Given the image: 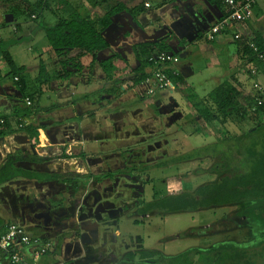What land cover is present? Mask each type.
<instances>
[{
	"label": "rangeland",
	"instance_id": "1",
	"mask_svg": "<svg viewBox=\"0 0 264 264\" xmlns=\"http://www.w3.org/2000/svg\"><path fill=\"white\" fill-rule=\"evenodd\" d=\"M18 1L20 0H14L16 6L19 7L14 9V22L7 27H0V33L3 41L10 43L9 53L16 65L26 69L25 79L29 92L36 93L39 88L35 83L39 61H41L39 57L45 61L49 55L46 53L48 44L39 26L42 24L52 26L58 18L66 17V15L63 11L55 13L44 11L40 15L41 17L31 20L26 12H22L23 2ZM96 1L99 6L93 4L94 0H69V4L72 11L82 16H97L103 14L102 9L105 4L100 5L102 1ZM107 1H109L108 4H113L111 0ZM0 4H2L1 1ZM153 4L155 5V3ZM191 4L192 8H197L200 14L208 11L205 0H194ZM190 7L188 5H184V8L179 7L180 26L174 27L172 24L174 15L171 19L170 14L161 13L159 9L153 10L144 17H139L140 19L137 20L138 24L140 23L139 27L145 29V38L153 37V40H158L162 35H158L152 29L156 30L160 26L169 25L171 29L175 30L177 38L167 40L166 44L175 47L176 50L186 45V50L190 54L181 59L180 65H189L190 74L188 78H183L184 85L159 93L155 97L156 99L153 97L154 100L150 99L152 97H143L144 100H139L141 97L131 84L134 70L138 66L131 46L144 38L134 35L132 40L127 39L120 42L106 38L110 41V48L95 57L97 62L92 65H90L91 58H85L82 64L83 71L81 70L73 76L77 80L76 86L70 88L67 99L59 100L52 88H39L37 108L40 111L60 101V104L81 103L82 107L87 109L82 112L91 114L104 103V105L110 106L109 113L114 114L112 119L116 123L115 126L112 125L110 118L105 123L103 122L106 136H102L108 146L104 151L101 150L106 152V155L112 154L113 156L106 157L103 162L91 163V172L88 174L83 172L86 175L82 177L72 172L75 180L65 183L66 186L59 190V192L63 191L60 193V197L54 198V201L60 199L58 202L60 210L67 207L74 208L79 204L81 207L79 220L93 219L98 225L100 224L99 234H108L109 236L108 239L102 241V247H107L112 252H107V258L99 263L94 251L85 250V253H80L77 247L80 243L79 240L69 241L71 233H65L66 238L61 241V244L67 260L75 255L78 257L83 254L75 263L109 264V257L113 254L116 258L115 262L118 264H175V256L190 248L205 249L225 239L239 241L244 236L253 234V227L234 217V208L180 215H152L145 218L136 215V210L141 207L142 202L166 195L180 194L182 188L192 192L204 183L234 173L235 167L233 165L227 167L225 160L222 159L225 154L231 155L232 160L240 158L239 153L232 149L230 144L234 142L230 138L240 136L250 128L264 123V116H254L250 112L249 97L251 95L249 93L252 80L248 78L245 83H242L237 79L235 83L233 82L231 73H233L236 61L235 44L232 42L231 35L228 36V40L231 39V42L222 43L224 38L219 35L218 42L209 43L205 39V34H200L191 42V45L189 44L196 36V32L205 27L194 29L195 25L192 23L195 22V19ZM257 8L256 12L253 10L252 18L262 17V15L264 18V0H257ZM6 11L7 8L0 7L1 20L4 19ZM119 19L115 20L117 27L123 28L126 21L131 22L126 16L124 20L119 21ZM16 25L19 26V29L13 34L11 30ZM131 26L135 27L133 24ZM262 26H264V19ZM126 31L130 32L128 26L118 32L114 30V33L120 34L124 38L123 33ZM32 36L36 37L35 40L31 38ZM181 38H183L182 41L178 42L177 39ZM116 54L124 61L126 67L120 69L118 62L113 59L114 71L111 81L98 80V78L103 79L102 76L105 74L100 62L112 59ZM55 64H50V66ZM70 64L73 65V63ZM1 70L3 76L0 84L2 85L8 81L3 78L7 70L4 66ZM84 77L89 79V82L84 80ZM227 78L228 83L236 85L238 90L232 113L224 122L218 120L206 125L197 110L200 108L214 109V101L209 95ZM258 81L264 88V76H261ZM101 89L102 92H100ZM188 89L193 94L187 91ZM102 93L106 95V98H103L105 95ZM193 95L195 98L189 97H193ZM171 100H174L178 107L169 108L167 105ZM115 107L119 109L115 110ZM8 112L0 107V115ZM43 117L54 118V114L46 112ZM80 117H86V115ZM80 117H78L79 120H75L76 124L82 119ZM86 118L83 125L88 123L94 128L91 131L93 135H90L94 138V133L100 132L97 128H102V126L97 124L94 118ZM118 127H120V131H118ZM109 130H115L113 132L117 131L119 134L115 137L114 134L110 135ZM82 141H84V145L80 146V149L90 154L98 149V145H93L92 139L82 138ZM1 147L0 144V149L3 148ZM12 147H14L13 144L8 145L10 151ZM80 149L75 147L73 156L79 154ZM2 151L6 152V149L3 148ZM221 166L226 167L222 168ZM82 171L80 170L81 173ZM108 173L111 178L101 180L100 175ZM91 177H93V185ZM97 183H102L100 189L99 185H96ZM47 193V186L36 188L25 183L24 180H14L0 186L2 228L7 223L20 225L18 220L9 214L11 208L16 211L26 202H41ZM47 201L48 198L45 199V202ZM4 206H7L8 210H5ZM225 216L227 218H224ZM105 221L110 223L104 224ZM104 227L107 228L104 229ZM26 233L31 237L48 239L44 236L47 234L40 230L36 232L34 229L27 228ZM51 236L48 235V237ZM54 240L57 241V239ZM123 248H127V250L124 251ZM142 250L157 251V256L154 257L155 263L141 261L139 255ZM130 254L135 255L134 262H125L128 256L130 259ZM45 257L51 256L45 255ZM172 258L174 260L170 261ZM122 261L123 263H121ZM258 262L262 263L264 259H258Z\"/></svg>",
	"mask_w": 264,
	"mask_h": 264
},
{
	"label": "trees",
	"instance_id": "2",
	"mask_svg": "<svg viewBox=\"0 0 264 264\" xmlns=\"http://www.w3.org/2000/svg\"><path fill=\"white\" fill-rule=\"evenodd\" d=\"M8 1L10 0H1V2ZM101 1L102 4L100 5L105 4L102 9L104 12L97 16H82L72 11L68 0H38L32 5L28 4V6L25 5L28 0L18 1L20 3L23 2L24 5L19 4L23 8L27 6L26 15H28L29 18L34 16L35 20L41 17L40 15L44 11H50L51 13L63 11L66 14V17L58 18L56 23L52 26L46 24L41 25L48 46L60 61L61 71L59 74L60 76L58 75L52 78L46 73L44 65L40 63L38 76L35 80L37 87L40 88L41 85L49 83L52 79H68L70 76L81 72L83 67L80 63L74 62L72 65L69 63V60H60L64 59L66 57L65 54L69 51L78 50L83 55H91L92 62L90 65L94 64L96 62L95 55L110 47L105 41L102 33L112 24L113 17L121 13H128L133 17L136 11V8H127L121 3L108 4L109 1L107 0ZM205 1L209 5L217 6L223 13L219 0ZM93 4L99 6L96 0H94ZM171 36L172 34L156 42H142L132 47L134 56L138 61V66L133 73L134 78H132L134 87L144 81L156 68L152 63L148 62L150 56L160 52H171L170 47L166 44L167 40L172 38ZM232 42H234L237 47L236 54L240 61V70H245L243 74L246 75V78L251 80L250 70L255 69L257 75L254 77V81L261 84L258 79L264 76V64L250 49L245 47L243 43L239 41ZM252 42L257 47L258 51L264 54V40L262 36L259 34L255 35ZM9 46L10 43H6L2 38L0 39V61L3 62L7 70L4 78L12 81L21 96L20 100L22 102L25 98H29L31 106H24L29 108L28 113L31 114L32 111L38 109L37 106L40 94L37 93L40 91L38 88L36 93L29 92L28 84L25 79L26 69L23 66H15L9 53ZM109 59L100 62V66L107 77L112 79L114 71L113 59L118 62V65H120L119 67H121L120 69L126 66L118 55H114L112 59ZM70 67L76 69L74 74L67 72V69ZM166 74L175 88L184 85L185 82L181 75L174 76L171 74L170 70H167ZM15 78L17 81H15ZM187 91L191 92L189 89ZM237 94V86L229 84L228 78L223 80L209 95L214 101V109L209 110L207 108H200L197 110L198 115L206 124L218 120L224 122L226 118L229 117L230 113H232L235 106L234 99ZM249 94L251 95H249V103L252 105L253 92L250 91ZM189 97L195 98L194 95L193 97ZM258 97H261L263 101L262 105L258 106L254 112H250L253 113L254 116H264V94ZM51 108H47L46 111H49ZM251 108L252 106H250V109ZM26 117L27 114L22 116L16 114L1 116L0 119H2L4 123L0 126V137L11 133V119H15L16 124L21 125V130H24L31 139L38 140V130L40 128L26 125ZM230 139L235 143L230 144L232 145V149H234L236 153H239L240 158L238 160H232L230 157L231 155L228 154V156L225 154L222 159L225 160L227 167L231 165L235 167L234 173L204 183L192 192H189L186 188H182L180 194L166 195L158 197L157 199L153 198L148 202H142L141 207L136 210V215L140 218H145L152 215H180L215 209L227 210L229 208H234V217L243 220L246 225L253 227V234L251 233V236H244L239 241L225 239L205 249L190 248L175 256V264H264V262H258V259H264V123L250 128L240 136L237 135ZM221 167L224 168L226 166ZM14 177L34 179L35 175H29V173L15 169L10 165L4 166L0 171V183L9 181ZM224 218H227V216ZM10 224L12 223H7L2 228V222L0 223V235L4 234L6 227ZM60 245L61 240L59 239L54 249L59 250ZM56 253L57 250L47 255L54 256ZM0 254L7 258L5 254ZM155 256H157V251L142 250L139 259L141 261H152V263H155ZM134 258L135 255L130 254V259L128 256L129 261H132ZM172 260H174V258L170 261Z\"/></svg>",
	"mask_w": 264,
	"mask_h": 264
},
{
	"label": "crops",
	"instance_id": "3",
	"mask_svg": "<svg viewBox=\"0 0 264 264\" xmlns=\"http://www.w3.org/2000/svg\"><path fill=\"white\" fill-rule=\"evenodd\" d=\"M36 1H38V0H28V2L25 5H27V6H28V4L32 5ZM192 1H194V0H111V2L114 4L115 3H121V4L125 5L127 8H136V11L133 14V17L130 16L128 13H121V14L115 16L112 19L113 26L110 27V29L104 34L103 37L108 44H110V41H108L106 38H109V39L112 38L113 40H119V42H120V41H126L127 39L132 40L135 37L134 35H137L138 38H142V37L144 38V39H142V41H140L138 43L153 41V39H152L153 37L145 38V36H146V33L144 31L145 29L143 30L142 28L139 27L140 23L138 24V21H137L138 18L144 17L146 14L151 13L153 10L159 9V11L161 13L167 12L168 14H170L171 19L174 15L175 18L172 19V22H173L172 24L174 25V27L180 26L179 24H180V20H181L180 19L181 15L178 12L179 7L184 8V5L191 6L190 9L192 10L191 12L193 13V15L194 16L200 15L199 10L197 8H195V7L192 8L193 7V5L191 4ZM68 2H69V0H68ZM1 3L2 4H0V7L7 8V11L5 12L4 19L3 20L0 19V27H5V26L7 27L14 22L13 21V18H14L13 15L15 12L14 9H18L19 7L16 6L17 4H16V2H14V0H10L8 2H1ZM153 3H155V5ZM145 4H148L149 7L145 8V6H144ZM205 5L207 6L208 11L203 12L202 16H201V18L204 22V26L206 25L205 20H209V19H211V17H214V14L210 12L209 7H217L214 5L213 6L209 5L206 1H205ZM10 6H12V7H10ZM27 6L23 8L22 12H26ZM255 9L258 10L257 0H256V4H255V7L253 10L255 11ZM218 10L222 14V12L220 11L219 8H218ZM177 13H178V15H177ZM64 14H65V12H64ZM125 16L131 22L126 21L123 24V28H121V26L117 27L115 25V20L117 18H120L119 21L122 19L124 20ZM176 16H177V18H176ZM34 18L35 17L32 16L30 19L35 20ZM187 19H188V16H187ZM263 19H264L263 15H262V17L257 16L254 19L252 18L250 20V22L248 23V32L247 33L252 34L254 36L259 34L262 36V38L264 40V26H262ZM216 21L217 20L215 19L211 23L210 26H212ZM184 23L186 24V20L184 21ZM131 24L135 25V27H132V26L130 27ZM127 26L130 29L131 33L128 31L124 32L123 33L124 38H122V36L120 34L116 35V33H114V30H116L118 32V30L125 29ZM114 27H116V28L114 29ZM18 29H19V26L16 25L15 27L12 28L11 31L14 34V33L18 32ZM39 29L42 31L41 26H39ZM152 30H154V32H157L158 35L159 34L162 35L158 38V40L163 39L166 36L171 35V34H172V36H171L172 38H174V37L177 38L175 30L171 29L169 27V25L160 26V27L156 28V30L155 29H152ZM229 35H230L229 33L222 35V37L224 38V41L222 43H224L226 41L231 42V39L228 40ZM31 38H34V40H35L36 37L32 36ZM171 39H169V40H171ZM182 39L183 38L177 39V41L181 42ZM215 42H218V39ZM138 43L136 42V43L132 44L131 50H132V47ZM189 44L191 45V43H189ZM167 45L170 47V49L173 48L176 50L175 47L169 45L168 43H167ZM177 49H178L177 51L179 54L184 55V58L188 57L190 54L188 52V50H186V45H183L182 48H177ZM107 50H104L102 52L97 53L95 55V57H98V55L105 53ZM236 52H237V47L235 45L236 65L234 66L235 68L233 69V73H231V74H233L232 75L233 82L235 83L234 80L239 79L242 83H245L248 80V78H246L245 77L246 75L243 74V71H245V70H240V68H239L240 61L238 60V56H237ZM46 53L47 54L49 53L48 59L44 61L41 57H39V60H41V61H39V64L42 63L44 65L46 73L49 74L50 77H52V78L57 77L61 71L60 61L56 57V55L52 52V50L50 49L49 46H47ZM65 56L66 57L64 59H60V60H62V61L69 60V63L78 62L82 66L83 60L85 58L90 57L91 62H92V56L91 55H83L78 50L69 51L65 54ZM11 58L15 64V66H17L15 63V60L13 59L12 56H11ZM104 61H107V60H104ZM104 61H102V62H104ZM91 62H90V64H91ZM0 63H1L0 64V80H1V77L3 76L1 68L4 66V64L1 61H0ZM53 63H56V64L50 66V64H53ZM17 67H21V66H17ZM70 69H74V68H70ZM180 69L183 73V78H185V79L188 78V76L190 74L189 65H180ZM38 72H39V66H38ZM72 74H74V73H72ZM73 76H75V74L70 76L68 79H63V80L62 79H52L49 83L41 85V87H43V89L52 88V90L55 91L56 95L59 97L58 98L59 100H62V99L65 100L69 96L68 93L70 92V88L73 86H76L75 83L77 80H75L73 78ZM102 77H103V79L98 78V80L103 81V82L105 81V79L107 81H111L110 79L108 80V77L106 74H103ZM4 79H6V78H4ZM6 80L8 81V83L2 84V85L0 84V107H3V109L5 111H9V112L8 113H2V115H0V117L3 115H9V114L10 115L16 114L18 116H22V115L27 114V117H26L27 121H25V124L26 125H32L34 127L40 128V129L38 130V135H39L38 140L31 139L30 136L24 130H21L22 129L21 125L16 124L15 119H11V123H10L12 126L11 127V133L0 137V144L2 145V147L4 149H6V152L2 151V149H3L2 147H1L2 149H0V159H1L0 171L2 170V168L4 166L10 165L11 167H13L15 169H19V170H22L24 172L31 171V169H33V170L37 169L35 171H37L38 173L39 172L41 173V172H46V168H50V167H52V168L53 167H61L63 169L68 168V170H70L72 172H74V171L79 172L80 170H83V172H85L84 168H82L78 165V162L82 157L81 153L84 152V150L80 149V146L84 145V141H82L78 137L70 138L68 145H67V150L64 153L65 155L67 154V156H65L64 154H62L63 151L60 150L59 145L50 139L48 126L50 125V126H52V128H54V127H56V126H54L56 124H60V125L64 124L65 126H70L73 128L75 126L81 127L85 123V120L87 119L86 117H88V118H94L96 120V123L102 126V128L98 127L97 128L98 130L104 131L105 128H103V122L105 123L110 118V115H109L110 114L109 113L110 106H106L103 103L102 105H100L99 108H96L95 111L91 112V114H89L88 112L84 114L82 111H85L87 109H84L82 107L81 103L73 104L72 102H70L67 104H65V103L60 104L59 103L60 101H59V102L53 103L49 107V108L52 107L51 109H49V111H46V108L42 109L41 111L37 109L36 111L34 110V111H32L31 114H29L28 113L29 108H26L21 103L22 102L20 100L21 96H20L19 92L16 90L15 85L12 83V81L10 79H6ZM84 80H86V81L88 80V82H89V79H87L85 77H84ZM41 87H40V89H41ZM102 89L100 90V92L103 91ZM107 90H109V89H107ZM103 95H105V94H103ZM103 98H106V95L103 96ZM170 103L173 104V100H171ZM43 110H44V113H43ZM46 112H49V114H54V118L53 117L44 118L43 115H45ZM81 115H86V117H80ZM78 117H80L82 119L79 121L78 124H76L75 120H79ZM204 124H206V123H204ZM206 125H208V124H206ZM40 133H41V135H40ZM94 136H95V139L93 141V145H100L101 149L104 151L106 146H108V143L105 141L101 132L94 133ZM97 136H100L99 137L100 139L96 138ZM101 138H103V139H101ZM11 144H13L14 147H12L11 151H10V148L8 149V145H11ZM75 147H79L80 152H79V154H76L75 156H73L72 154H73V150ZM29 148H31V151ZM33 148H34V150L32 151ZM25 150H26V152H24ZM27 151L31 152V156L33 157L32 160L35 163L33 162V164H30L28 162L27 159H29V158H27ZM70 151H72V154L70 153ZM11 153H12V155H11ZM60 153L62 154V156H59ZM102 154L105 155L106 152H102ZM2 158H3V160H2ZM42 160H50V163H44ZM14 180H24V182H25V178L14 177L13 179H10L9 181H6L4 183H0V186L7 184L11 181H14ZM25 183H27V182H25ZM4 208H5V210H7V206ZM89 220H91V219H89ZM0 221L2 222V220H0ZM108 238H109L108 234H102V233L99 234V232H98L97 239H95L94 241H91L90 243H87L85 245L78 243L77 247L79 248L80 253L81 252L85 253V250L94 251L96 253L97 260L100 263L101 261L105 260V258H107V256H106L107 252H112L107 247H105V248L102 247V241H104ZM84 246H86L87 248L84 249ZM123 249H125V248H123ZM62 250H63V245L61 244L56 255L51 256V257H47V258L45 256H43L38 260V262L36 264H59V263L77 264V263H75V261L80 259L83 256V254L78 256V257L75 255V256H73V258H69L70 260H67V259H65L64 252H62ZM126 250H127V248L124 251H126ZM27 252H28V250L26 251V253ZM109 258H110L109 259L110 262L116 261V258L113 254L110 255ZM134 260L135 259H133L132 261H129L128 259H126L125 262H134ZM28 262H29V264H31V261L29 259H28ZM143 262H150V261H143ZM121 263H123V261ZM0 264H10V263L8 261V258H5L4 256L1 255ZM96 264H98V263H96ZM109 264H118V263L114 262V263H109Z\"/></svg>",
	"mask_w": 264,
	"mask_h": 264
},
{
	"label": "built area",
	"instance_id": "4",
	"mask_svg": "<svg viewBox=\"0 0 264 264\" xmlns=\"http://www.w3.org/2000/svg\"><path fill=\"white\" fill-rule=\"evenodd\" d=\"M219 1L223 13L221 18L204 33L206 41L209 43L217 41L219 35L229 33L232 37V41L243 43V45L250 49L264 64V54L260 53L252 42L254 35L247 33L248 23L252 19L256 0ZM144 6L145 8L149 7L148 4ZM1 38L2 36L0 33V39ZM180 61V57L171 52L153 54L149 57L148 62L152 63L156 68L144 81L135 86V90H137L140 96L148 98H153L157 93L171 90L174 86L166 73L167 70H170L171 74L174 76L181 75ZM256 75L257 71L251 69L250 78L252 81L250 89L253 92L251 112H254V110L263 103L261 97L259 98L258 96L264 94V88L261 84L254 81ZM15 81H17L16 78ZM21 103L26 107L31 106L29 98H25ZM3 123L4 121L0 119V126L3 125ZM54 246L55 244L51 240H42L38 237L29 236L25 228L18 224L8 225L4 234L0 235V253L7 256L10 264H29L27 261L28 259L31 261V264H36L41 257L53 253ZM27 250L28 252L26 253Z\"/></svg>",
	"mask_w": 264,
	"mask_h": 264
},
{
	"label": "flooded vegetation",
	"instance_id": "5",
	"mask_svg": "<svg viewBox=\"0 0 264 264\" xmlns=\"http://www.w3.org/2000/svg\"><path fill=\"white\" fill-rule=\"evenodd\" d=\"M201 16H202V14L194 16L195 22H193L192 25H195L194 26L195 30H198L204 26V22H203ZM132 86H133V84H132ZM137 94H138V92H137ZM157 95H159V93ZM156 96H154V98ZM140 97H141V99H139V100H144V98L142 96H140ZM154 98H150V99L154 100ZM174 103L175 102L173 100V104ZM173 104L169 103V105H167V106L170 108V107H173ZM177 107H178V105H177ZM114 109L116 110L119 108L115 107ZM111 113H110V120H112V125L114 124V126H115L116 123H114L113 119H112L114 117L113 116L114 114L111 115ZM54 126H56V127L52 128V126H50V125L48 126L50 139L59 145L60 150L63 151L62 154H64L66 152L68 142H69L70 138H72V137H78L81 140H82V138L92 139L93 141L95 139V136H94V138L91 137L93 135L91 133V131L94 128L88 123H86L85 125H83L81 127L75 126L74 128L70 127V126H65L64 124H61L58 126L54 125ZM112 128H113V126H112ZM118 129H119L118 131H120V127H118ZM113 131H115V130H109L110 135L114 134V136L117 137V135L119 133L117 131L116 132H113ZM100 132L102 135L106 136V129H104V131L100 130ZM99 137L100 136H97L96 138L99 139ZM29 149L31 151V148H29ZM33 150H34V148L32 149V151ZM30 151H27V158H29L27 160L30 164H33L34 161L32 160L33 157L31 156ZM125 151H127L126 148H125ZM24 152H26V150ZM70 153L72 154V151H70ZM62 154L60 153L59 156H62ZM81 154H82V157L79 160L78 165L80 167L84 168V170L87 174H88V172H91L90 171L91 163L94 164L93 162H98V161L103 162V160H105L106 157H108L109 155H110L109 157L113 156L112 154L103 155L100 145H98V149L95 152H92L91 154L89 152H86V151L82 152ZM65 156H67V154ZM42 161L44 163H50V160H42ZM95 164H97V163H95ZM35 170H37V169H34V170L31 169V171H27L29 173V175L34 174L35 177H34V179L25 178V182H27L28 184H30L36 188H41V186H43V185L47 186L48 193H47L45 199L48 198V201L45 202V199H43V201L38 202V203L36 201L26 202V203L22 204L16 211L11 208L9 214H11L16 220H18V223L21 226L26 227V229L27 228L28 229H34L36 232H37V230H40L44 234H47L44 236L46 238H48V240H51L55 245H56L57 241H55L54 239H57V240L60 239L61 241H64V238H66L65 233H71L70 237L68 239L69 241L79 240L81 231L79 230L78 224L81 221L89 220V219L79 220V210L81 208L79 204H78V206L75 205L74 208L67 207L64 210H60L59 209L60 204L58 203L60 201V199L54 201V198L56 196L60 197V193L63 192V191L59 192L60 188L65 187L66 186L65 183L70 182L71 180H75L74 174H71L72 171L68 170V168L63 169L61 167L46 168V172H41V173L40 172L38 173ZM73 173H75L77 176L80 175V177L86 175V173H83V171H82V173L80 171L79 172L74 171ZM100 176H101V180H106V179L111 178V175H109V173L104 174V175H100ZM95 177H97V176H95ZM91 184L92 185L94 184L93 183V177H91ZM96 185H99V189H100V185H102V183H99V184L97 183ZM38 205H41L42 207L36 209V207ZM4 207H6V206H4ZM7 210H8V207H7ZM34 210H36V211H34ZM39 214L42 215V217L40 219H37L36 216ZM43 215H45L46 217H43ZM45 219H48L46 226L44 225ZM91 221H94V220L91 219ZM103 223L108 224L110 222L105 221ZM99 225H98V229L100 227ZM106 228L104 227V229H106ZM48 235H52V236L48 237ZM94 240L95 239H90V241L88 243H90L91 241H94ZM85 247L86 246H84V248ZM56 250L58 252V249H54V251H56ZM62 252H64V251L62 250ZM114 262L115 261H111L110 263H114Z\"/></svg>",
	"mask_w": 264,
	"mask_h": 264
},
{
	"label": "water",
	"instance_id": "6",
	"mask_svg": "<svg viewBox=\"0 0 264 264\" xmlns=\"http://www.w3.org/2000/svg\"><path fill=\"white\" fill-rule=\"evenodd\" d=\"M209 10L211 13L214 14V17H211V19L209 20H205L206 22V25L203 29H200L196 32V36L194 38H192V41L195 40L198 36V34H203L206 30L209 29L211 23L216 19V20H219L222 16V14L219 12L218 8L217 7H209ZM117 16V15H116ZM115 17V16H114ZM113 17V18H114ZM113 23V22H112ZM113 26V24H111L103 33L102 35L104 36V34L110 29V27ZM157 40H153V41H149V42H156ZM171 53L172 54H175V55H178L180 57V59H183L184 58V55H181L178 53L177 50L175 49H171ZM67 72L69 73H75L76 70L75 69H70L68 68L67 69ZM173 107H177V104H173ZM42 206L41 205H38L36 207V209L38 208H41ZM33 211V210H32ZM36 211V210H34ZM42 217V215H37L36 218L37 219H40ZM43 217H46L45 215H43ZM47 221L48 219H45V222H44V225L46 226L47 225ZM79 230L81 231V234H80V243L81 244H86L90 241V239H97V236H98V224L96 221H91V220H84V221H81L79 222Z\"/></svg>",
	"mask_w": 264,
	"mask_h": 264
},
{
	"label": "clouds",
	"instance_id": "7",
	"mask_svg": "<svg viewBox=\"0 0 264 264\" xmlns=\"http://www.w3.org/2000/svg\"><path fill=\"white\" fill-rule=\"evenodd\" d=\"M181 76L183 77V74H181Z\"/></svg>",
	"mask_w": 264,
	"mask_h": 264
}]
</instances>
